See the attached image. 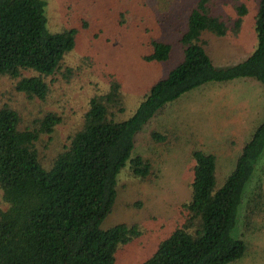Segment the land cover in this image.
<instances>
[{
    "label": "trees",
    "instance_id": "obj_1",
    "mask_svg": "<svg viewBox=\"0 0 264 264\" xmlns=\"http://www.w3.org/2000/svg\"><path fill=\"white\" fill-rule=\"evenodd\" d=\"M68 1L66 13L81 0ZM135 1L139 0L122 3L124 12L132 11ZM233 2L172 0L167 12L141 14L136 21L142 26L138 39L147 49L142 59L168 60L170 41L178 45L182 59L122 119L118 115L126 112L123 87L109 72L106 90L88 99L81 124L48 167L39 158L36 142L41 134L54 131L62 115L46 111L30 126L24 119L26 109L0 104V189L5 204L0 206V264H114L120 246L141 238L137 223L120 222L107 229L100 225L113 208L118 180L137 182L138 191L160 188L167 179L160 174L166 159L152 150L178 139L167 121L169 105L208 83L251 78L264 89V0L256 5L253 52L233 65L213 62L223 39L235 38L247 12L248 0ZM48 5L47 0H0V76L16 80L18 94L43 103L51 100L56 83L62 86L77 79L75 68L63 62L76 46L79 28L66 25L64 19L63 27L53 28ZM111 5L117 7V2L108 0L100 8ZM75 11L74 21L88 27ZM117 16L121 21L125 14L120 11ZM156 27L162 29L159 34ZM85 59L88 63L91 56ZM26 71L31 75H24ZM246 132L249 137L230 151V161L202 143L191 146L189 196L178 205L180 216L173 229L140 264H236L244 258L247 246L233 231L244 203L245 232L251 227L256 231L255 221L264 219L263 184L246 193L264 152V112L259 111ZM224 168L230 170L227 175Z\"/></svg>",
    "mask_w": 264,
    "mask_h": 264
},
{
    "label": "rangeland",
    "instance_id": "obj_2",
    "mask_svg": "<svg viewBox=\"0 0 264 264\" xmlns=\"http://www.w3.org/2000/svg\"><path fill=\"white\" fill-rule=\"evenodd\" d=\"M47 1L49 2L47 9L49 23L51 21L53 28H55L54 25L63 27V19L66 25L73 26L74 24L79 28L76 46L66 55L63 62L64 67L75 68L74 73L77 79L62 86L56 83L51 100L43 103L39 99L30 100L26 95L18 94L15 90L16 80L0 76V104L8 103L17 108L26 109L24 119L28 125L34 126V118L42 117V114L49 110L59 112L63 117L52 133L41 134L36 142L39 158L45 167H48L55 155L64 149L71 134L81 124V115L86 109L88 99L94 93L106 90L109 72L113 73L115 78H119L123 87L125 100L123 107L126 112L118 115V118L122 119L123 116L127 118L134 111L133 103L140 99L154 82L166 77L182 59V53L179 57L180 52L177 51L178 45L170 41L172 48L168 60L159 63L146 62L142 59V55L147 53L145 42L141 43L138 39L139 29H142V26H139L136 21L139 20L141 14H146L149 10L159 13L167 12L172 9L170 7L172 0L135 1L132 11L129 12H124L122 3L131 4L133 0H111L117 2V7L111 5L110 8L105 7L104 9L100 6L108 0H81L74 4L69 13H66L64 8L68 0ZM222 1L230 2L232 5L235 3L234 0ZM99 2L101 4L96 10ZM257 3L258 0H248L247 12L243 16L237 35L230 42H226L227 47L223 48L224 51L235 52L231 55L233 61L239 58L244 59L250 53L251 45L256 38L252 27ZM224 9L228 12L230 8L227 6ZM75 10H78V14L87 20L88 27H83L82 22L74 21L76 19ZM141 10L142 12L139 13ZM120 11L125 14L121 21L117 16ZM119 21L122 24H119ZM169 23L170 20L167 24ZM158 30L162 29L156 27L157 34H159ZM226 40V38L223 39L224 42ZM86 56H91L93 63L91 61L86 63ZM24 75L28 76L31 73L26 71ZM199 90L184 93L178 101L171 103L167 108V121L178 132V139L168 147L155 146L152 150L158 155L161 153L162 158L166 159V162H163L164 169L159 172L162 175L165 174L167 179L161 183L160 188L154 189L153 186L135 191L134 183L137 182L118 180L115 203L100 227L107 229L120 222H132L139 225L143 234L140 239L120 246L114 264H140L175 226L180 216L178 205L186 201L189 196L190 173L187 168L190 161L189 151L193 144L202 143L217 156L222 155L224 160L229 159L230 161L233 159L231 154L229 155L230 151L234 153L241 144L240 142L249 134V132L235 130L216 131L205 125V120L209 124L214 123L216 111H213L208 103H202ZM60 92H64L61 98L59 97ZM187 97L189 98L186 99ZM28 109H32L33 112ZM230 127L234 129V125ZM231 141H233L232 145ZM229 172L230 170L224 168L226 175ZM259 183L263 184L264 190V152L246 188V193L254 192L260 187ZM221 184L222 182L217 179V185ZM138 201L141 202V206L135 207ZM0 206L5 207L1 189ZM244 206L245 203L240 209L237 229H234L233 235L245 242L247 251L244 258L236 264H264V219L258 218L257 222L255 221L256 231H253L251 227L245 232L241 217Z\"/></svg>",
    "mask_w": 264,
    "mask_h": 264
},
{
    "label": "crops",
    "instance_id": "obj_3",
    "mask_svg": "<svg viewBox=\"0 0 264 264\" xmlns=\"http://www.w3.org/2000/svg\"><path fill=\"white\" fill-rule=\"evenodd\" d=\"M252 31L254 32L253 27ZM226 39L223 47L216 50L212 58L215 65L219 67L233 65L243 60L239 58L233 61L231 55L235 52L224 51L223 48L227 47L226 42L230 40L229 38ZM255 46L256 38L253 45H251L249 55L253 52ZM199 94L202 97V103H208L212 110L216 111L214 123L209 124L206 120L204 121L205 125L216 131L235 130L246 132L251 128L259 111L264 112V89L258 81L251 78L208 83L201 87ZM231 125H234V129H231Z\"/></svg>",
    "mask_w": 264,
    "mask_h": 264
}]
</instances>
